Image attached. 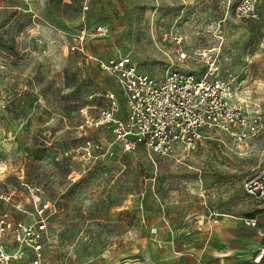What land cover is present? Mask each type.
Listing matches in <instances>:
<instances>
[{"label": "rangeland", "instance_id": "374dc122", "mask_svg": "<svg viewBox=\"0 0 264 264\" xmlns=\"http://www.w3.org/2000/svg\"><path fill=\"white\" fill-rule=\"evenodd\" d=\"M241 1L0 0V213L31 221L39 203L53 201L46 264H175L170 252L203 250L227 214L244 237L228 257L203 250L200 264H247L257 232L245 219L264 205L245 182L264 170V128L240 147L202 129L195 149L150 157L122 150L80 112L105 106L111 90L124 114L96 59L125 53L158 78L168 68L201 72L209 57L219 76L252 86L264 112V0L250 15ZM169 32L187 61L176 59Z\"/></svg>", "mask_w": 264, "mask_h": 264}, {"label": "built area", "instance_id": "2783aa9c", "mask_svg": "<svg viewBox=\"0 0 264 264\" xmlns=\"http://www.w3.org/2000/svg\"><path fill=\"white\" fill-rule=\"evenodd\" d=\"M253 2L242 0L239 11L254 13ZM167 37L174 41L176 59L187 61L190 54L180 37L172 32L165 33L164 39ZM96 61L123 95L125 112L119 114L118 93L111 90L105 94V106L94 112L81 107L80 112L87 126L109 128L112 143L122 150L142 148L150 157L172 156L178 148L195 149L202 129L219 131L240 147L263 131L264 112L252 86L234 74L219 76L209 57H205L201 72L168 68L160 78L138 70L128 53L98 57ZM245 186L264 202V170L249 177ZM0 198L6 197L0 194ZM53 207L50 199L42 201L31 221L12 220L0 213V264H46L42 250L50 240L47 213ZM245 223L259 225L264 247V211L259 218L245 219ZM251 263L255 264L253 259Z\"/></svg>", "mask_w": 264, "mask_h": 264}, {"label": "crops", "instance_id": "0c3cea01", "mask_svg": "<svg viewBox=\"0 0 264 264\" xmlns=\"http://www.w3.org/2000/svg\"><path fill=\"white\" fill-rule=\"evenodd\" d=\"M264 205V202L262 201ZM248 218H259V217H248ZM247 219V218H246ZM217 222V225H214L212 228V237L211 241L207 243L208 246H205L203 250L205 252H210L211 254H224L225 256H230L232 252L236 251V247L234 245L237 244L235 241H240L244 237L245 228L240 225V223L233 219L231 215L227 214L224 217H218L214 220ZM246 224V223H245ZM249 228H256V234L249 235V241H247L248 246L246 247L249 252L245 256V262L247 264L251 263L253 256L257 251L261 248L262 242L261 237L259 235V225L257 226H250L247 225ZM234 239V240H232ZM203 250L198 247H192L190 250L183 252L180 256L170 255L172 258L175 257L176 263L175 264H200V260L203 258ZM247 253V252H245ZM229 259V258H228ZM264 257H262L261 262L255 264H263Z\"/></svg>", "mask_w": 264, "mask_h": 264}, {"label": "bare ground", "instance_id": "6f19581e", "mask_svg": "<svg viewBox=\"0 0 264 264\" xmlns=\"http://www.w3.org/2000/svg\"><path fill=\"white\" fill-rule=\"evenodd\" d=\"M263 253H264V247L261 246L260 251H259V255L262 256ZM254 262L258 263V262H260V259H257V257H255Z\"/></svg>", "mask_w": 264, "mask_h": 264}]
</instances>
